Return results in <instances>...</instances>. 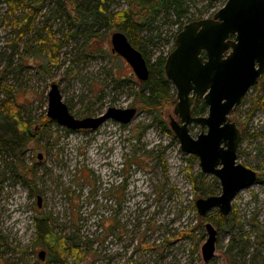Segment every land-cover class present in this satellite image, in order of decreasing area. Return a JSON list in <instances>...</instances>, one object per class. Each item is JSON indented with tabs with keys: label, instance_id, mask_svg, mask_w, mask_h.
<instances>
[{
	"label": "rangeland",
	"instance_id": "374dc122",
	"mask_svg": "<svg viewBox=\"0 0 264 264\" xmlns=\"http://www.w3.org/2000/svg\"><path fill=\"white\" fill-rule=\"evenodd\" d=\"M225 2L211 8V0H186L190 10L181 21L185 25L200 15L209 17ZM0 5V98L4 93L14 96L22 104V116L40 133L28 149L15 152L29 180L6 170L12 158L0 150V264H54L55 247L41 237L37 221L41 227L47 222L59 237L80 238L84 253L77 258L69 252L68 264H229L225 251L233 231L228 221L218 226V208L201 216L196 206L198 198L220 194L221 183L202 171L196 155L182 150L174 132L162 129L154 120L155 110L136 102L141 81L132 66L112 52L111 36L118 27L104 26L99 37L86 43L84 35L69 36L61 9L56 8L54 17L45 8L18 34L4 21L7 4ZM129 6L124 0H110L111 12ZM175 19L171 11L161 13L138 34L151 63L174 49L173 35L180 24ZM37 27L56 34V64L46 71L39 68ZM53 83L78 117L97 116L111 106H134L138 114L130 123L108 120L95 130H72L47 121ZM174 91L171 85L170 93ZM260 98L261 80L230 116L243 134L238 160L258 172V180L232 202L241 235L230 251L232 264H264V109L256 110L248 124L243 122ZM177 101L175 95L163 103L161 119L177 117ZM202 130L207 128L190 126L194 137ZM207 222L218 230L209 262L202 255ZM256 245L260 252L251 263Z\"/></svg>",
	"mask_w": 264,
	"mask_h": 264
},
{
	"label": "water",
	"instance_id": "95a60500",
	"mask_svg": "<svg viewBox=\"0 0 264 264\" xmlns=\"http://www.w3.org/2000/svg\"><path fill=\"white\" fill-rule=\"evenodd\" d=\"M111 43L112 52L132 66L139 80L149 78L146 57L123 31H115ZM164 67L178 99L174 109L178 118L171 117L170 127L182 150L196 155L202 171L216 176L222 186L220 194L196 200L198 213L205 216L218 208L227 216L238 192L258 180V172L238 160L243 134L230 116L248 91L264 78V0H226L212 16L185 24L176 34L175 47ZM48 96L47 116L72 130H95L108 120L127 124L138 114L134 106H111L97 116L78 117L63 100L58 84L51 85ZM199 99L208 107L204 115L192 113L193 103ZM192 124L207 130L194 137ZM205 226L208 238L202 255L209 262L215 256L218 230L211 222ZM44 255L45 251H40L39 257L43 259Z\"/></svg>",
	"mask_w": 264,
	"mask_h": 264
},
{
	"label": "trees",
	"instance_id": "16d2710c",
	"mask_svg": "<svg viewBox=\"0 0 264 264\" xmlns=\"http://www.w3.org/2000/svg\"><path fill=\"white\" fill-rule=\"evenodd\" d=\"M124 1L130 6L116 12H111L110 0H0V4L2 2L7 4V10L3 17L4 21L10 24L14 30H18V34H22L23 30L27 27L29 28L33 24L35 16L45 8L49 9L54 17H56V8L61 9L66 17L65 23L69 25V36L84 35L86 43L99 37V30L104 26L110 28L112 26L118 27L119 30L128 36L130 42L142 51L150 68L149 78L145 81L140 80L139 88L136 91V102L140 104L141 108L155 110L154 120L159 123L164 131L173 135L170 121L167 122L161 119L160 115L163 103L170 100V98H174L176 95L175 91L170 93L172 83L165 74L164 66L168 55L160 54L157 56L156 61L151 63L137 37L142 30L150 28L161 13L166 14L171 11L176 18L175 22L180 23L178 31L173 35L175 39L176 34L184 25V22L181 20L187 15L190 8L186 4V0ZM211 1L212 3L209 7L214 8L218 2L226 0ZM69 5H71V11L68 10ZM134 8H138V10L134 11ZM50 16L47 17L46 23L50 19ZM199 17L202 18L203 16L200 15ZM45 27H47L46 24ZM50 30L38 27L34 29L40 42L38 52L41 53L40 56L42 57V60L39 62V68L43 71L56 64V34H52ZM234 37L232 35V38ZM174 47L175 44H173L172 48ZM263 81L264 78L261 79V82ZM207 108L205 101L199 99L194 102L192 113L194 115H204L207 112ZM258 109H264V99L262 98L257 100L256 106L252 108L248 118L243 120V122L248 124ZM46 120L54 121L48 116H46ZM39 139L40 133L33 127L31 119L22 116V104L16 101L14 96L4 93V97L0 98V150L7 154L8 158H12V161L6 163V170L10 169L13 173L25 176L29 180V176L27 177L29 173L24 172V175L22 173L24 169L14 159L16 156L15 152H24L28 149L31 141H38ZM202 193L204 194L205 192L202 191ZM216 213L220 217L217 225L220 226L223 222L228 221V228L233 231L230 247L225 251L228 263L232 264L231 248H236L241 238L239 219L235 210H232L227 216H223L219 210ZM42 221L45 223L47 218ZM46 224H43L44 231H41L43 227H41L39 221H37L36 225L41 237L48 240L51 247H55L51 257L54 264H68L69 252H72L77 258L81 257L84 252L81 250L82 244L80 238L59 237L52 230L51 226ZM68 240L70 246H67ZM259 252L260 248L256 245L250 259L251 263Z\"/></svg>",
	"mask_w": 264,
	"mask_h": 264
},
{
	"label": "flooded vegetation",
	"instance_id": "af4514ba",
	"mask_svg": "<svg viewBox=\"0 0 264 264\" xmlns=\"http://www.w3.org/2000/svg\"><path fill=\"white\" fill-rule=\"evenodd\" d=\"M261 79H262V78H261ZM261 79H260V80H261ZM193 104H194V103H193ZM176 118H178V117H176Z\"/></svg>",
	"mask_w": 264,
	"mask_h": 264
}]
</instances>
